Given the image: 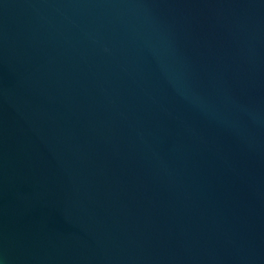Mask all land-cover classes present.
<instances>
[{
    "label": "water",
    "instance_id": "water-1",
    "mask_svg": "<svg viewBox=\"0 0 264 264\" xmlns=\"http://www.w3.org/2000/svg\"><path fill=\"white\" fill-rule=\"evenodd\" d=\"M0 264H264V0H0Z\"/></svg>",
    "mask_w": 264,
    "mask_h": 264
}]
</instances>
